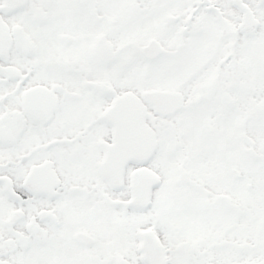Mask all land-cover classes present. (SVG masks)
I'll list each match as a JSON object with an SVG mask.
<instances>
[{
    "label": "snow or ice",
    "instance_id": "6c2138e0",
    "mask_svg": "<svg viewBox=\"0 0 264 264\" xmlns=\"http://www.w3.org/2000/svg\"><path fill=\"white\" fill-rule=\"evenodd\" d=\"M0 264H264V0H0Z\"/></svg>",
    "mask_w": 264,
    "mask_h": 264
}]
</instances>
